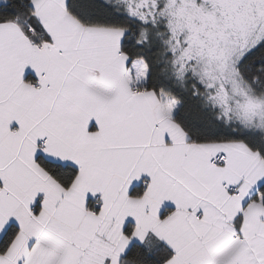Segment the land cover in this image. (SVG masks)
I'll return each instance as SVG.
<instances>
[{"label":"snow or ice","instance_id":"1","mask_svg":"<svg viewBox=\"0 0 264 264\" xmlns=\"http://www.w3.org/2000/svg\"><path fill=\"white\" fill-rule=\"evenodd\" d=\"M0 264H264V0H0Z\"/></svg>","mask_w":264,"mask_h":264}]
</instances>
